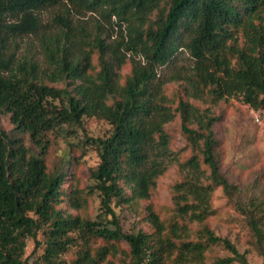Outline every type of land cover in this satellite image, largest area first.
I'll use <instances>...</instances> for the list:
<instances>
[{
	"label": "trees",
	"instance_id": "trees-1",
	"mask_svg": "<svg viewBox=\"0 0 264 264\" xmlns=\"http://www.w3.org/2000/svg\"><path fill=\"white\" fill-rule=\"evenodd\" d=\"M68 3L106 24L77 27ZM56 6L65 13L44 23L43 11ZM25 36L39 40L43 60L19 55ZM181 51L193 65L172 78L188 95L175 107L160 69ZM230 98L264 107V0H0V113L13 124L0 129V264H24L29 238L44 244L47 264H206L216 245L229 254L213 264H264V196L237 198L222 168L211 105ZM178 114L191 155L180 162L174 217L166 223L146 205L151 230L127 232L120 214L138 213L178 159L167 127ZM91 117L111 130L86 139L98 158L86 185L65 187L69 173L48 165L53 139ZM218 187L243 214L262 263L206 222ZM92 199L100 201L94 215L84 212ZM191 223L200 227L193 232Z\"/></svg>",
	"mask_w": 264,
	"mask_h": 264
},
{
	"label": "rangeland",
	"instance_id": "rangeland-1",
	"mask_svg": "<svg viewBox=\"0 0 264 264\" xmlns=\"http://www.w3.org/2000/svg\"><path fill=\"white\" fill-rule=\"evenodd\" d=\"M68 6L72 10L74 24L77 27H84L87 32H95L98 23L106 24L98 13L79 14L71 4L68 3ZM60 13H65V6L49 8L43 11L42 20L44 23L50 24L54 16ZM19 45L21 57L27 56L43 60L39 40L35 36L21 38ZM93 64L98 68L97 53L93 55ZM192 65L193 59L190 54L187 51H181L174 62L160 69V76L168 80L165 85V93L171 98L175 107L180 99L187 98L188 95L184 81L172 78L177 74L183 75ZM130 69V62L121 66L120 74L123 79ZM191 100L201 108L210 106V103L204 100ZM211 109L220 117V120L215 124V131L220 141L222 168L239 189L235 194L236 197L245 199L254 194L264 196V107L254 109L237 98H230L228 101L211 105ZM181 124L182 120L179 114L167 124L173 135L172 148L179 151L178 159L158 178L156 188L149 199L142 201L143 206L138 213L124 210L120 214V221L125 231L151 230L147 219L144 218L146 205H150L166 223L174 217V186L183 179L180 162L191 155V147L188 146L182 133ZM84 126L77 128L74 135L54 138L47 157L50 169H62L69 173L65 187L75 184H80L81 187L86 185L89 181V169L98 161L96 153L86 144V139L88 137H104L111 130V125L107 121L96 117L87 118ZM12 128L10 115L0 113V129L10 130ZM69 154L74 157L72 161L69 160ZM211 202L213 214L206 221L209 226L217 235L226 237L235 243L241 252L246 253L251 263H262L263 257L254 245L250 227L243 214L237 210L235 201L228 197L222 187H218L212 195ZM99 203L98 199L90 200V204L84 212L94 215L98 211ZM189 226L193 232L200 227L197 223H191ZM39 238L42 240V234L39 235ZM43 252L44 244L39 245L36 239L29 238L24 264H47L39 260V256ZM74 253L73 249L63 258L70 261L75 256ZM228 254L229 252L223 246H213L208 252L206 264H213L216 257Z\"/></svg>",
	"mask_w": 264,
	"mask_h": 264
}]
</instances>
